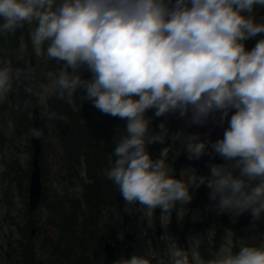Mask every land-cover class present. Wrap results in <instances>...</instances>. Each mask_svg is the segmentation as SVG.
<instances>
[{
  "label": "clouds",
  "instance_id": "1",
  "mask_svg": "<svg viewBox=\"0 0 264 264\" xmlns=\"http://www.w3.org/2000/svg\"><path fill=\"white\" fill-rule=\"evenodd\" d=\"M258 9L264 0H0V34L27 26L32 54L57 65L37 85L38 66L0 58V103L22 84L25 109L35 97L48 120H66L49 111V101L80 91L81 103L126 121L101 175L118 189L125 211L146 222L145 237L157 220L164 234L158 246L149 240L143 253L113 264H264V240L238 238L231 228L223 229L218 247L215 225L190 237L187 247L167 231L173 212L185 219L201 186L209 189V210L233 223L246 213L253 223L264 218V16L257 17ZM27 49L21 36L18 53ZM168 117L186 119L188 127H227L213 142L172 132ZM154 118H165L156 131ZM43 134L30 130L37 139ZM154 144L163 146L158 158L150 152ZM184 153L223 163L210 164L209 175L186 167L177 176ZM71 191L78 197L82 188Z\"/></svg>",
  "mask_w": 264,
  "mask_h": 264
},
{
  "label": "rangeland",
  "instance_id": "2",
  "mask_svg": "<svg viewBox=\"0 0 264 264\" xmlns=\"http://www.w3.org/2000/svg\"><path fill=\"white\" fill-rule=\"evenodd\" d=\"M256 15L258 18L264 16V9H258ZM16 33L23 34L22 36L28 44L27 51L23 54L18 53L20 40H15L16 34L11 35L15 46L10 49L5 48L10 44L7 40L8 36L0 34V58L11 59L14 66L23 67L25 62L29 63V57L32 54L27 26ZM257 39L248 40L246 48L251 50L255 46ZM37 64L38 71L35 75V84L38 85L44 79L42 73L48 70H56L57 65L55 61H46L43 58H37ZM15 86L18 87V91L10 94L7 101L0 103V264H26L21 256L24 248L19 243L21 245L29 243L31 248H34L38 264H58L52 253L47 248L42 247L45 241L50 239L55 241L59 237V225H57L59 222L57 223L56 221L57 218L54 215L52 205L49 204L47 207L40 205L36 211L28 212V187L32 152L31 157L28 154L29 148L32 147L30 130L32 129V109L34 106L39 109L41 129L44 133L41 141V156H43L42 160L45 170V175L42 177L43 187L48 188L50 197L53 195L54 189L56 191L59 189L61 193L68 190V193L71 194V182L66 180L64 185L58 184L63 149L56 135L54 120H48L44 116L43 109L38 105L35 97L31 98V107L25 109L23 106L24 101L29 97L22 99L19 90L22 84ZM81 95H83L82 92L78 91L76 97L66 95L64 100L53 97L49 101V111H53L54 105L59 101L64 102L73 112L78 111L82 105ZM149 114L151 115V113ZM164 120L165 118H154L153 130H158L157 125ZM166 122L172 132L183 129L189 134L188 130L191 127H188L187 122L175 124L170 122L168 118ZM159 147L161 149L163 146L159 145ZM177 149H179V145H177ZM25 154L28 159L22 161L21 156ZM180 157L175 163L177 176L182 168L191 167L180 163ZM80 168L81 177L85 180L86 173H84L82 163ZM66 178L68 179L69 176ZM77 181L78 178L73 174L72 182L76 184ZM54 185L58 186V188L54 187ZM208 192L209 189L200 201L193 199L192 203L187 205L189 211L182 222L177 219L175 212L172 214V220L167 231L177 238L182 247H187L190 237L204 236L206 231L213 225L216 226L217 233L219 230L218 244L225 228H231L237 237L241 239L249 240L255 238L256 240H264V218L249 225L242 224V220L249 215L246 213L236 218L237 222L231 226L225 214L221 215L209 210ZM113 208L114 210L104 212L99 221L103 236V239L101 236L102 246L105 241H112L115 247V255L110 261H106L103 258L104 264H113L121 256L130 258L133 253H143L149 240H151L154 247L159 245L160 236L164 234V229L160 226L158 220L154 233L152 230H148L149 236L145 237L143 231L147 229L146 222H141L135 211L132 214L125 211V202L120 195ZM187 225H190V227L188 228ZM32 228L37 229L33 237H31ZM22 229L27 230L25 238L22 237ZM121 235H123V239L120 238ZM208 247L210 245L206 246L205 254H207ZM59 264L72 263L63 260Z\"/></svg>",
  "mask_w": 264,
  "mask_h": 264
},
{
  "label": "trees",
  "instance_id": "3",
  "mask_svg": "<svg viewBox=\"0 0 264 264\" xmlns=\"http://www.w3.org/2000/svg\"><path fill=\"white\" fill-rule=\"evenodd\" d=\"M18 33L15 35L16 41H19L23 35ZM7 40L10 44L5 48H13L15 44L11 34L8 35ZM19 90L22 99L28 97L23 85ZM81 104L80 110L75 112L61 101L54 105L53 109L59 115L67 117L66 120L53 119L56 135L63 149L58 184L64 185V181L68 180L71 182V189L77 185L82 188V193L78 197L73 192L69 194L68 190L61 193L56 189L50 197L48 188L43 187L40 205L46 207L52 205L56 221L59 222L57 224L59 237L55 241L52 239L45 241L42 247L52 253L58 264L63 260L72 264H103L101 232L95 216L98 210L113 207L119 199L118 189L101 175V170L108 167L109 152L118 125L113 127L108 121L110 116L95 109L91 102ZM31 152L32 147L29 148L30 157ZM42 157H40V165L43 177L45 170ZM81 163L86 173L85 180L81 177ZM73 174L78 178L76 184L72 182ZM21 232L22 237L25 238L27 230L22 229ZM19 245L24 248L21 256L26 264H38L34 248H31L29 243L25 245L19 243Z\"/></svg>",
  "mask_w": 264,
  "mask_h": 264
},
{
  "label": "water",
  "instance_id": "4",
  "mask_svg": "<svg viewBox=\"0 0 264 264\" xmlns=\"http://www.w3.org/2000/svg\"><path fill=\"white\" fill-rule=\"evenodd\" d=\"M29 63L32 64L34 67L38 66L37 64V58L34 56V54H31L29 58ZM86 77H89L90 74L85 73ZM169 120L172 123L179 124L186 121V119H180L178 117H169ZM227 127V124H225L223 127L216 126L214 123L209 122L208 124L204 126H195L193 125L189 129V133L193 135H199L201 136L202 140H211L216 141L218 139H221L223 137V131L224 128ZM41 129V116L39 113L38 107L33 108V122H32V129ZM42 130V129H41ZM42 137L39 139L34 138L32 136L31 143L33 148V156L31 161V174L29 178V189H28V202H29V210L30 212H33L35 209L38 208L41 202L42 194H43V184H42V171H41V165H40V156L42 151L41 146ZM150 152L153 155V158L159 157V144H154L150 146ZM223 161L217 156L215 159H213L211 156H204L199 160H189L187 158L186 154L181 155L180 157V163H186L193 167L197 171L199 175H209L210 174V164H221ZM208 188L206 186H201L198 190L194 191V198L196 201L201 200L204 196L205 191ZM137 208H139V205H136ZM157 217L160 215V210H157L156 212ZM252 217L248 215L245 219L242 220V224L249 225L251 224ZM36 232V229H32L31 235L34 236ZM115 253L114 247L106 243L104 245V254L107 260H110Z\"/></svg>",
  "mask_w": 264,
  "mask_h": 264
},
{
  "label": "flooded vegetation",
  "instance_id": "5",
  "mask_svg": "<svg viewBox=\"0 0 264 264\" xmlns=\"http://www.w3.org/2000/svg\"><path fill=\"white\" fill-rule=\"evenodd\" d=\"M97 115V114H96ZM98 116V115H97ZM103 116V115H102ZM99 117V116H98ZM105 117V116H104ZM168 120H169V117H168ZM108 121L111 123V125L113 126V127H115L116 125H118V129L119 130H123L124 128H125V125H126V123H125V121L124 120H121V119H119V118H117L116 120H115V118H113V117H111L110 116V118H108ZM180 124V123H179ZM188 132H189V130H188ZM190 134V133H189ZM223 163V162H222ZM184 164H186V163H184ZM188 165V164H187ZM190 166V165H189ZM193 168V167H192ZM208 190V189H207ZM207 190L205 191V193H204V196L206 195V193H207ZM204 196H203V198H204ZM195 199V198H194ZM196 201V200H195ZM198 201H200V200H198ZM113 207H115V205L113 206ZM113 207H104V208H102L101 210H98L97 211V215L95 216V220L97 221V224H98V226H99V228H100V232H101V227H100V223H99V221H100V219H101V217L103 216L102 214L104 213V212H106V211H110V210H114V208ZM187 227L189 228L190 227V225H187ZM101 236H102V234H101ZM218 237H219V230H218V233H217V236H216V240H215V246L216 247H218ZM102 239H103V236H102ZM182 241H183V239H182ZM106 243H109V244H111L112 246H113V244H112V241H105L104 242V244H103V256H104V258L106 259V257H105V254H104V245L106 244ZM187 246H188V244H187ZM114 247V246H113ZM114 249H115V247H114ZM114 255H115V253H114ZM113 258V257H112ZM111 258V259H112ZM110 259V260H111ZM110 260H107L106 259V261H110ZM103 264H104V261H103Z\"/></svg>",
  "mask_w": 264,
  "mask_h": 264
},
{
  "label": "bare ground",
  "instance_id": "6",
  "mask_svg": "<svg viewBox=\"0 0 264 264\" xmlns=\"http://www.w3.org/2000/svg\"><path fill=\"white\" fill-rule=\"evenodd\" d=\"M225 215H226V218L230 221V225L231 226L234 225V223L232 222V218L227 214H225Z\"/></svg>",
  "mask_w": 264,
  "mask_h": 264
}]
</instances>
